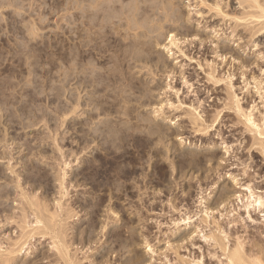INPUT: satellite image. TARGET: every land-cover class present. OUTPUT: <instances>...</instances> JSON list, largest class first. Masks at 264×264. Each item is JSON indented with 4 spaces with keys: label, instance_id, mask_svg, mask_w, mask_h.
Here are the masks:
<instances>
[{
    "label": "rangeland",
    "instance_id": "rangeland-1",
    "mask_svg": "<svg viewBox=\"0 0 264 264\" xmlns=\"http://www.w3.org/2000/svg\"><path fill=\"white\" fill-rule=\"evenodd\" d=\"M73 1L0 0V48L3 47V51H5L8 46L22 44L33 38L31 34H35L36 40H33L32 43L39 42L42 49V55L38 59L34 57L28 59V56L32 53H29V55L25 54L24 57L19 53L23 58L17 55L18 53H15V56L10 55L8 57L7 55L6 58L8 59L5 62V66L6 64L7 66L10 65L9 67L14 69L11 75L12 83L15 86L19 85L16 88V90H19L20 86L21 88L22 85L24 87L30 80V83H33L31 88L33 85L37 86V90L50 91L51 95L48 97L45 92L40 95V100H37L35 104L27 102L29 98L26 96L17 94L20 97L17 100L15 99L16 104L10 105V107H13H11L12 110H15L17 106H22L23 103L21 104L20 102L23 99L22 101H24L28 109L33 108L38 113V118H40L35 125L27 128H23V125L20 124L22 121L25 122V125L29 124L30 120L26 114L17 111L14 115L15 117H8L6 116L8 112L4 111L6 113L4 115L0 111V156H3L2 154L7 151L5 139L9 140L8 144H11L9 148H13L12 155H8L7 159L0 158V253H4L10 244L20 238L21 231L16 221H19L23 213L20 196L21 189L28 193L31 192V196H37L51 204L57 202L60 197L58 182L55 181V175L52 170L50 171L48 164H44L41 161L43 164L41 166L50 172L47 182L31 181L26 178V175L28 176L30 172H27V170L25 172L21 162L27 160L28 157H34L26 150L28 142L36 150L44 148L45 150L42 149L44 150L43 156H53V151L56 149L55 143L49 138L55 133V130L57 131L60 118L59 106H62L61 101L63 100H58L53 96L51 86L57 85V80L60 79L61 75L60 68L67 67L59 59V54L66 52V48L72 43L71 4ZM217 1L222 5L224 14L218 12V9L214 6ZM262 1L264 3V0ZM167 2L168 0H149L147 4L153 7H160L162 4L168 5ZM173 2L176 11L178 9L180 11V13L177 11L178 13L176 12V14L182 16L181 13H183L182 20L178 23H165V36H162L163 38L156 37L155 34V37L150 41L154 46L155 53L153 55L154 61L150 63L149 67L154 72V76L151 77L152 73H149L150 75L145 77V71L147 70H143L144 75H141L150 81L151 90H153L151 91V100L153 102L145 107L142 112L145 118L152 119V124L156 122L154 124L164 126V132L168 131L169 128L172 129V132L187 130L191 137L196 140L199 138L204 139L207 143H201V141L198 143V141L192 139L180 141L174 137L170 141L166 140L165 144L167 147L173 148L172 151L166 152L165 158L159 163L164 169L161 175H158L157 170L154 169V159L151 160L148 155L144 160L145 168L143 167L144 169L139 171V178L137 179L144 181V175H148L146 188L140 192L137 191L136 195H138H135V197H131L125 192L123 193V198L116 201V204L121 207L127 217L134 221L133 228L136 243L130 248L131 251L129 249L121 250L112 242L108 234L116 227L123 229L126 216H122V212L113 213L109 211L108 206L110 204L107 202V205L101 207V210L96 215L98 227L90 235L88 232L85 233L84 230L90 216H86L85 209H83L84 211L79 214L82 220L76 222L77 224L75 223L77 228L75 226L73 233L76 237L72 247V255L76 254L78 260L88 256V259L83 260V264H129L131 258L137 255L146 260L148 264H163L167 259L176 264L181 258L191 259L190 251H193L192 258H194L196 250L191 248L190 243L192 241L187 240V237H182V235L196 230V227L190 226L186 228V226L175 225L174 220L182 216L184 212L174 211L169 208L168 199L172 200L171 198L176 194L182 198L189 197L190 192L196 195L201 187L205 189L204 196H206L210 206L212 218L219 219L223 226H226L229 222V233L234 234L236 232L238 236L241 235L246 238V246L248 248L256 244V250L259 248L264 250V218L261 217L259 224L255 226L246 219L247 215L244 211L243 203L237 198L239 195L245 197L248 193L246 188L242 187L244 180H241L244 179V176L241 175L245 165L228 167L233 161L238 163L246 161L248 165L247 175L245 176L246 181L247 179H253L254 175H264V164H262L264 162H262L261 153L257 150V146L249 148L252 144V136L245 131V126L240 123V119L238 120L240 117L234 110L223 109L225 103H230L227 99V81L214 84L210 76L213 73L215 77L220 78L221 76H227L231 72H237L238 76L233 81L236 84V88L242 85L238 84L237 79L239 74L244 71L247 76L253 74L264 79V68L263 72L259 70V66H264V30L261 29L264 19L256 20L247 17L250 10L246 8L247 4L240 6V0H173ZM10 3H12V6L8 7ZM2 5L7 7H2ZM163 18L164 13L162 10H157L156 14L151 12L150 21H152V25L154 24L153 21L158 22ZM162 22L164 23V21ZM170 34L175 36V44L170 43ZM156 39H158V42ZM251 42H255V46L251 45ZM64 44H67V47H63ZM168 48L170 50L172 48V51H169ZM26 59L30 62L33 59L39 60L38 67H40V71L35 76L36 79L39 78L37 81H35L36 79L34 82L32 81L33 76H30L27 69L28 66L25 64ZM20 64H23V70L20 68ZM239 66L243 67L239 69ZM140 69L142 67L139 66L136 70ZM4 76L6 75L1 74V78H4ZM192 77H194L193 80L191 79ZM186 82H189V84L186 85ZM241 82H243L242 79ZM254 86H249L248 90L245 89L243 92L240 91L242 86L239 88L238 93L242 92L240 96V99H242L241 104L246 106L248 102L253 100L256 101L258 108L263 109V105L260 104L262 100L258 98L259 96H253L255 92ZM16 90H11V92ZM177 91L179 92L175 93ZM211 94H213L211 100L214 97L221 98L219 102H206V99ZM191 105H194L197 111ZM164 110L165 114H162ZM216 111H221V114L214 126L206 132H195L197 127L190 124V114H194L195 117L201 113L205 119L214 120L217 114ZM166 112L169 116L166 115ZM44 113L47 119L43 118ZM157 115L161 116L157 117ZM173 116L177 117L171 122ZM205 124L209 125L210 123L207 122ZM182 126H186V130ZM228 126L234 129L237 135L234 139H238L239 142L229 137L227 131L232 128H228ZM64 133L67 136V140L61 143L64 150L68 151L67 153L77 150V143L72 139V132L66 130L62 134ZM5 134H8V136L5 137ZM58 134H60V131ZM44 138H48L49 142L45 143L43 141ZM224 141H226L225 144H223ZM230 141L231 143H228ZM232 144L234 147L231 146ZM229 146L231 147L227 152L226 147L229 148ZM163 147L164 145H161L159 148L164 151ZM180 151L183 154H180ZM211 153H217V157L212 161H208V170L205 173L193 170L181 172L178 169L173 171L172 163L175 162L178 165L181 158L188 159L192 154L207 157ZM42 155L39 154V158L43 159ZM12 156L15 159L11 161V164L15 167L16 174H19L21 188L16 187L19 180L16 178L17 175L7 169L11 166L7 162L9 157L11 158ZM69 158L74 165H78L79 160L77 158H71L70 156ZM257 161L259 162V167L257 166ZM36 162L40 163L38 160ZM48 162L52 161L48 160ZM82 167L81 165L80 169ZM76 170L78 171V167ZM235 176H237L236 179L238 181L234 180ZM257 181L259 182L260 180ZM74 182L78 186L70 191H74L71 196L74 199L79 198L81 202L85 197L84 192L90 190L91 185L84 180L77 182L74 179ZM189 184L194 187L189 188ZM256 185L264 188V182L256 183ZM138 186L143 187L141 183ZM160 199L163 203L159 202ZM194 199H197V197ZM214 202L217 203L215 204ZM145 203L147 205L154 204L158 209L150 212L145 207ZM79 205L80 203L77 207ZM160 205L166 207L165 211H160ZM140 207L143 212L139 215L137 214V208ZM81 209L79 207L78 210L81 211ZM196 210L197 207L195 205L194 211ZM254 214L264 215V213L259 214L258 210L256 213L253 212ZM79 216L76 219L80 218ZM8 218H12L9 223H7ZM31 220H33V217H31ZM102 226H106V229L103 230ZM126 235L129 236L128 233ZM89 237H92V239L90 240ZM51 242L50 236H36L32 239L30 246H26L29 249L23 250V252L15 256L16 261H14V264H60L57 252ZM194 242L197 243V246L205 245L200 242L199 238L194 240ZM102 245L104 247H101ZM96 248L100 249L97 250ZM195 255L197 256L198 254Z\"/></svg>",
    "mask_w": 264,
    "mask_h": 264
},
{
    "label": "bare ground",
    "instance_id": "bare-ground-1",
    "mask_svg": "<svg viewBox=\"0 0 264 264\" xmlns=\"http://www.w3.org/2000/svg\"><path fill=\"white\" fill-rule=\"evenodd\" d=\"M148 1L74 0L71 4L72 43L68 45L66 52L59 54V59L67 67L60 68V79L57 80V85L51 86L53 96L58 100H63L61 101L62 106H59L60 118L57 131L55 130V133L53 132L54 134L49 138L55 143L56 149L52 150L53 156L47 157L42 155L45 150L44 148H42L44 150H36L28 142L26 150L34 157H28L27 160H24L23 157L24 161L21 162L25 172L26 170L30 172L28 176L26 175V178L31 181L39 180L47 182L50 172L41 166V164L43 162L44 164H48L50 171L52 170L55 175V181L58 182L60 197L57 202L51 204L37 196H31V192L28 193L23 189L20 190L23 213L19 221H16L21 231L20 238L13 244H10L12 246L10 247L9 245V248L4 253H0V264H14V261H16L15 256L19 255L23 250L29 249L26 246H30L29 244H31L32 239L36 236H50L53 248L57 252L58 260L61 262H59L60 264H83V260L88 259V256L78 260L76 254L72 255V247L76 237L73 230H75L76 222L82 220L79 214L85 209V215L90 216L84 230L85 233L88 232L91 235L95 228L98 227L96 215L101 210V207L107 205V202L110 204L108 206L109 211L113 213L122 212V216H126V222L122 230L116 227L117 229L115 228L108 233L110 239L121 250H130L136 243L133 228L134 221L127 217L125 212L121 210V207L116 204V201L121 200L125 192L131 197H135L137 191L140 192L146 188L148 175H144V181L137 179L139 178V171L145 168L144 160L148 155L151 157V160L154 159V169L157 170L158 175H161L164 169L159 163L165 158L166 152L172 151L173 148L167 147L165 144L166 140L170 141L174 137L180 141L192 139L198 141V143L200 141L201 143H207L204 139L199 138L196 140L194 137H191L190 133L186 130V126H182L186 131L172 132V129L169 128L168 131L164 132V126L154 124L156 123L154 121L152 124V119L149 120L143 115V109L153 102L151 100V91L153 90H151L150 81L145 78L146 75H150L149 73H152L151 77L154 76V72L149 67L150 63L154 61L153 55L155 53L154 46L150 41L155 36H165V23H178L182 20L181 17L183 16V13H181L182 16L176 14L179 9L176 11L173 0H170V3L168 0V5L162 4L160 7L149 6L147 4ZM239 4L240 6L247 4L246 8L250 10L247 17L250 19H264V3L262 0H240ZM11 6L12 3L8 5V7ZM214 6L218 9V12L224 14L220 2H215ZM2 7L7 6L2 5ZM157 10H162L164 18L158 22L153 21L154 24L152 25V21H150L151 12L152 14H156ZM261 29L264 30V21L262 22ZM167 32L169 31L167 30ZM31 35L33 38L22 44L8 46L5 51H3V47L0 48V68L2 67L0 70V111L4 115L8 112L6 115L8 117H15L14 115L17 111L26 114L30 122L28 125H25L23 121L20 122L23 128L35 125L40 118H38V113L33 108L28 109L24 101H22L23 99H20V103H23V105L17 106L15 110H12L13 104H16L15 99L17 100L20 97L17 94L29 98L27 102L35 103L37 100H40V95H43L46 90H37V86L34 85L31 88L33 83L31 84L30 80L27 85L24 87L22 85V88L20 86L19 90H16L19 85L15 86L11 81L14 69L9 67L10 65L7 66L6 64L5 66V62L8 59L6 58L7 55L9 57L15 53H18L17 55L20 53L23 57L25 54L29 55V53H32L28 56V59H32L30 57H34L35 59L41 57L42 49L39 42L32 43L33 40H36V36H34L35 34ZM170 37V43L175 44V36L172 34ZM158 39H156L157 42ZM250 44L255 46V42H251ZM63 47H67V44H64ZM169 51H172V48ZM22 56L20 57L23 58ZM38 61L34 59L31 62L27 59L25 61L30 76H33V82L36 79L35 76L40 71ZM139 66L142 69L137 71L136 69ZM242 67L239 66L238 68L241 69ZM20 68L24 69L23 64H20ZM263 68L264 66H259L261 72H263ZM143 70H147L145 71V77L141 75L144 73ZM1 74L6 76L1 78ZM251 75V77L247 76L245 71L239 74L237 79L238 84H242V87H239L240 91L243 92L245 89L248 90L249 86L255 85L253 96H259L258 98L262 100L260 104L263 105V109L258 108L256 101L253 100L248 102L246 106L241 104L242 99H240V96L242 92L238 93L239 88H236V84L233 82L234 78L238 76L237 72H231L227 76H221L220 78L215 77L213 73L210 74L214 84L227 81V99L230 103H225L223 109L234 110L240 117L238 120L240 119V123H243L245 126V131L252 136V144L249 148L257 146V150L261 153L262 162H264V79L253 74ZM191 79L193 80L194 77ZM241 79L243 82H241ZM185 84L187 85L189 82ZM13 88L16 90L15 92H11V90H14ZM46 95L48 97L51 96L50 91L46 92ZM212 97L213 94L206 99V102H219V99H221L214 97L211 100ZM10 105H12V108ZM191 107H194L197 111L194 105H191ZM162 114H165V110ZM220 114L221 111L217 112L214 120H210V118L208 120L207 118L205 119L201 113L195 117L194 114H190V124L197 127L195 132H206L214 126ZM158 116L160 117L161 115ZM176 117L173 116L171 122ZM43 118L47 119L45 113L43 114ZM207 122L210 124H205ZM228 128L232 127L228 126ZM66 130L72 132V139L77 143V150L69 151L70 153H67L68 151H65L62 147L63 145H61L62 141L65 142L67 140L66 133L62 134ZM59 131L60 134H58ZM227 133L233 139L237 136L233 128L227 131ZM58 135L60 136L58 137ZM7 136L8 134H5V137ZM8 141V139H5L7 151L0 158L7 159L8 155H12L13 148H9L11 144H8ZM43 141L45 143L49 142L48 138H44ZM235 141L239 142L238 139ZM225 143L226 141L223 142V144ZM228 143H231V141ZM161 145H164V151L159 148ZM231 146L234 147L233 144ZM231 146L229 148L226 147L227 152ZM181 153L183 154L180 151ZM39 154L45 160L39 158ZM69 156L79 160L77 166L71 162ZM216 157L217 153H211L207 157L192 154L188 159L181 158L178 165L173 162L172 168L173 171L178 169L181 172L193 170L205 173L208 170V161H212ZM36 158L40 163L36 162ZM14 159L13 156L9 157L7 163L11 166L7 169L11 173L16 174L15 167L11 164V161ZM48 160L52 162L49 163ZM257 163L259 167V162L257 161ZM81 165L83 166L82 169H80ZM235 165H245L241 175L244 176V179L241 180H244L242 187L246 188L248 193L245 197L239 195L237 198L243 203L244 211L247 215L246 219L257 226L261 217L264 218V215H253V212L256 213L258 210L259 214L264 213V188L259 187L256 183L264 182V175L257 174L254 175L253 179L245 181L248 167L247 162L242 161V163H238L237 161H233L228 167ZM75 167H78V171ZM16 175V178L19 179L16 187L21 188V179L18 176L19 174ZM236 178L237 176L234 177V180L238 181ZM74 179L77 182L84 180L91 185L90 190L84 192L85 197L81 202L79 198L74 199L71 196V193L74 191H70L78 186L74 184ZM257 180L260 181L258 182ZM139 183L143 187H139ZM193 187L192 184H189V188ZM204 193L205 189L201 187L196 195L190 192L187 198H182L176 194L171 198L172 200L168 199L169 208L174 211L184 212L182 216L174 220V224L186 226V228L190 226L196 227V230L183 234L182 237H187V240L192 241L190 243L191 248L192 250H196L195 254L198 255L194 254V258H192L193 251H190L189 255L191 259L181 258L176 264H264L263 249L259 248L256 250V244L248 248L246 246V238H243L241 235L238 236L236 232L234 234L229 233V222L226 226H223L219 219L212 218V212H210V206ZM195 197L197 199H194ZM159 202L163 203L161 199ZM79 203L80 205L77 207ZM195 205L197 207L196 211H194ZM79 207L82 208L81 211L78 210ZM145 207L150 212L158 209L154 204L147 205L145 203ZM160 207V211H165L166 207H163V205H160ZM141 212H143V209L141 207L137 208V214L140 215ZM78 216L80 218L76 219ZM31 217H33V220H31ZM11 219L8 218L7 223ZM102 229H106V226H102ZM127 233L129 236L126 235ZM232 237L233 239H231ZM89 238L90 240L92 239V237ZM197 238L205 245L197 246V243L194 242ZM101 247H104V245ZM96 249L99 250L100 248ZM129 264H148V262L137 255L131 258ZM163 264L174 263L167 259Z\"/></svg>",
    "mask_w": 264,
    "mask_h": 264
}]
</instances>
